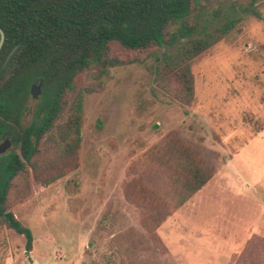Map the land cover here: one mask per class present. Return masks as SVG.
I'll list each match as a JSON object with an SVG mask.
<instances>
[{
    "label": "rangeland",
    "instance_id": "1",
    "mask_svg": "<svg viewBox=\"0 0 264 264\" xmlns=\"http://www.w3.org/2000/svg\"><path fill=\"white\" fill-rule=\"evenodd\" d=\"M234 3L222 0L221 17L207 15L197 28L200 36L239 20L194 60L190 106L154 101L140 64L111 69L104 89L91 94L83 91L89 72L74 79L65 116L81 94L79 149L61 163L46 151L41 179L29 171L21 191H11L9 211L31 231L32 249L1 228L0 264H264V0H256L259 17ZM44 95L43 87L37 99L28 94L22 126ZM6 140L3 154L16 151L11 137L0 144ZM181 145L213 175L177 205Z\"/></svg>",
    "mask_w": 264,
    "mask_h": 264
},
{
    "label": "trees",
    "instance_id": "2",
    "mask_svg": "<svg viewBox=\"0 0 264 264\" xmlns=\"http://www.w3.org/2000/svg\"><path fill=\"white\" fill-rule=\"evenodd\" d=\"M221 3L222 0H0V29L4 35L0 49V142L11 137L16 145V151L0 155V229L22 236L26 253L32 249V233L9 211L10 193L14 189L21 191L17 185L29 178V171L41 179L39 162L46 151H54L56 163L68 161L78 151L81 94L65 116L74 79L89 72L93 82L86 84L83 91L91 94L104 89L111 69L140 64L145 67L154 101L190 106L194 101V60L239 24V20H230L213 31L196 35L204 17H221ZM234 5L242 13L259 17L256 0H235ZM179 43L172 53L164 52L160 58L152 56L164 46ZM15 46L19 47L1 70ZM38 81L42 82V98L47 93L48 100L36 108L32 123L24 127L21 116L29 87ZM44 137L47 144L42 150ZM49 145L55 148L49 149ZM175 149V195L177 205H181L202 189L213 170L202 164L190 148L181 145ZM55 167L53 162L46 166L48 171ZM61 176L57 174L43 183L49 185ZM162 215L159 211L157 219Z\"/></svg>",
    "mask_w": 264,
    "mask_h": 264
},
{
    "label": "water",
    "instance_id": "3",
    "mask_svg": "<svg viewBox=\"0 0 264 264\" xmlns=\"http://www.w3.org/2000/svg\"><path fill=\"white\" fill-rule=\"evenodd\" d=\"M3 40H4V35H3V32L0 29V49L2 47ZM18 47L19 46H15L8 53V55L5 58V61H4L3 65H2V69L1 70H3L6 67L7 63L9 62V60L13 56V54L16 52ZM41 89H42V82L41 81H39L37 83H33V84L30 85L29 94L32 97V99H37L41 95ZM9 146H10V142L8 140H6L3 143H1L0 144V155L5 153V151L9 148Z\"/></svg>",
    "mask_w": 264,
    "mask_h": 264
}]
</instances>
